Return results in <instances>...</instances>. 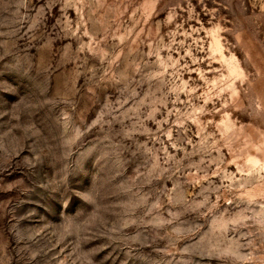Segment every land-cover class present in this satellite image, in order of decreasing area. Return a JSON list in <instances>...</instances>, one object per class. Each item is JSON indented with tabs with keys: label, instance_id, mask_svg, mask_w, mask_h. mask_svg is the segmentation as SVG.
I'll return each mask as SVG.
<instances>
[{
	"label": "rangeland",
	"instance_id": "1",
	"mask_svg": "<svg viewBox=\"0 0 264 264\" xmlns=\"http://www.w3.org/2000/svg\"><path fill=\"white\" fill-rule=\"evenodd\" d=\"M0 264H264V0H0Z\"/></svg>",
	"mask_w": 264,
	"mask_h": 264
},
{
	"label": "bare ground",
	"instance_id": "2",
	"mask_svg": "<svg viewBox=\"0 0 264 264\" xmlns=\"http://www.w3.org/2000/svg\"><path fill=\"white\" fill-rule=\"evenodd\" d=\"M249 157H251V156H249ZM252 157H253V156H252ZM249 159H250V158H249ZM249 161H250V160H249ZM252 163H253V162H252V160H251V164H252ZM251 164H250V165H251ZM253 164H254V163H253ZM255 165H256V164H255Z\"/></svg>",
	"mask_w": 264,
	"mask_h": 264
}]
</instances>
